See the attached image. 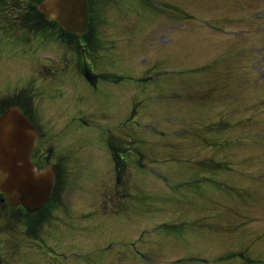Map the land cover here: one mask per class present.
<instances>
[{"label":"rangeland","instance_id":"rangeland-1","mask_svg":"<svg viewBox=\"0 0 264 264\" xmlns=\"http://www.w3.org/2000/svg\"><path fill=\"white\" fill-rule=\"evenodd\" d=\"M29 5L0 0V100L70 166L35 233L0 205V264H264V0H91L99 86Z\"/></svg>","mask_w":264,"mask_h":264},{"label":"water","instance_id":"water-1","mask_svg":"<svg viewBox=\"0 0 264 264\" xmlns=\"http://www.w3.org/2000/svg\"><path fill=\"white\" fill-rule=\"evenodd\" d=\"M40 8L69 31L81 34L88 28V0H46ZM36 135L19 107L8 109L0 117V189L31 211L49 200L54 184L52 170L34 171L30 152Z\"/></svg>","mask_w":264,"mask_h":264}]
</instances>
